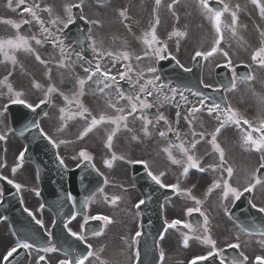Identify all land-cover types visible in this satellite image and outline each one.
Segmentation results:
<instances>
[{
	"label": "flooded vegetation",
	"instance_id": "obj_1",
	"mask_svg": "<svg viewBox=\"0 0 264 264\" xmlns=\"http://www.w3.org/2000/svg\"><path fill=\"white\" fill-rule=\"evenodd\" d=\"M37 4L39 8H34V10L37 16L44 21L43 28L48 29L47 32L43 31L41 24L30 13L24 11L25 8L34 7ZM75 5H80V7H74ZM119 5L123 7L125 15L119 18L113 17V11ZM45 8L51 9V13L43 11ZM67 8H71L73 23L69 24L67 28H64L63 24L60 23L53 25L51 21L57 18L61 21H67L69 15L66 11ZM77 9L82 10L85 22L88 24L86 31L88 54H86L87 52L83 48L79 47L81 40L80 31L83 28L74 17V10ZM135 9V17H128L127 0H109L102 4H97L91 0H25L24 4L19 5L18 0H12L11 7L9 6V0H0V40L14 39L19 33L29 38V44L32 48L30 52L24 49H6L9 56L15 57V63L6 59L4 54L0 53V101H11L16 98L24 101H49L50 111L55 110L56 112L55 118L52 117L51 119H56L57 122L59 120L65 126H62L60 130H54L53 124H49V127H52V129L46 128L44 121V129H41L42 132L45 135L48 134L54 137L56 139L54 141L58 144H71L73 152L80 153L81 151H86L91 157L90 161L99 170L105 165V154L108 153L112 158L113 156L117 157L114 160L115 162L118 161L121 171H123L121 173L123 176L122 181L112 176V160L107 161L111 163V166L109 167L107 163V167L102 170V173L109 177V180L117 186V189L118 186H123L129 181V175L124 165L129 162L125 161L123 156H130L134 159L131 163L149 162L154 168V174L157 176L163 173V176H160L162 183L174 192L173 196L164 205L167 225L176 220H179L180 224L175 228L167 227L169 230H166L163 235L160 250L167 257L165 258V264H182L183 262L181 261H186L192 257L216 253L217 240H213L215 241L214 249L210 244L204 242L206 237H210V232L216 235L217 239L221 236L222 240H224L226 236L223 230H228L227 221L225 220V213L227 211L225 210L223 213L222 204L218 199V197L222 199V196L217 193L222 184L216 182V179L220 176L219 168L222 167V163L219 153L215 151L211 140L216 129L220 127V122L226 119L225 113L228 107L236 111L239 118L243 121L246 120L245 118L253 116L255 110L254 105L250 101L247 107V101H230L229 98L225 107L219 104L220 110L209 114L208 109L218 103L205 100L174 101L166 97L147 100L140 97L142 101H146L152 107L143 109L141 112L139 110V101H136L138 111L128 116L126 121L127 128L121 124L120 129L116 131V134L112 138L111 148L108 147V136L116 128L113 124H99L92 131L83 135L93 117L98 119L97 116L104 115L106 118H115L118 115H127L131 109L129 102L126 101L127 99L115 98L112 104H115L116 107H110L109 112L104 114L99 113L93 116L91 113L89 115V112L81 111V108L78 106V104L83 105L81 95H79L81 90L79 85L80 74L87 79L95 71V66L99 64L101 72H107L109 76H115L116 79L125 81L137 89L140 88L143 81L138 77L137 72L139 71L135 69L134 64L137 67L141 64L142 68L144 67L143 73H150L148 72V68L153 67V62L159 59L153 60L148 55L145 56V54L134 55L135 51H132V48L136 44L128 43V31L137 32L145 38L144 30L149 28L148 26L151 22L150 18L143 17L138 8ZM25 20L30 21V23L24 24ZM5 21H10V23H6ZM16 24L20 25L19 29L13 26ZM157 29L158 31L161 29L163 31L168 30L165 28V25L160 26L159 23L157 24ZM32 36L41 40V43L37 44L35 40L31 39ZM169 38L170 35L168 34L167 40L165 39L162 42L156 43L152 48L166 47ZM60 41H63V43H60ZM93 47L96 49L95 52L93 51ZM62 48L64 49L63 52L61 51ZM125 51L129 53L130 59H135L133 61L134 64L132 60H124L122 58L120 54ZM150 51L149 49L147 52ZM109 52L113 55H107ZM77 53L83 56V58L88 56V64L85 65ZM174 55L169 47L166 48L163 54L164 57H174ZM37 56L40 57L39 60H37ZM137 56H141L143 59L137 60ZM61 64L65 66L61 67ZM128 65H131V72H127ZM85 68H88L89 72H85ZM133 71H136V73L134 74ZM126 72L127 76L121 79V73ZM139 73H142V71ZM91 80L98 87V92L94 91L92 93L96 97L105 93L110 94L111 87L104 88L103 83H98L105 80V77L101 76L100 73L93 75ZM107 82L110 85L113 83L111 80ZM8 85H11L13 89L12 93H9ZM36 85H39V87ZM49 87L55 88V91L49 93ZM100 88H104V92H100ZM14 93H21L22 95L16 97ZM65 97L68 99L66 100ZM96 100L98 101L99 98ZM65 107H69L66 109L67 113L61 111ZM120 107L125 109L124 113L116 111V108ZM193 107L199 108L200 111L196 112L194 116H189V111ZM178 113L179 115H177ZM160 115H163L165 119L158 120ZM141 116H146L151 121L147 125L146 131L145 121L139 118ZM84 122L87 125L81 127L80 123ZM249 124H246L248 130L245 131L239 125L228 123L216 135V143L219 146L233 147L232 155L234 160L239 157L241 159L249 158L247 151L249 145L244 144L243 138L247 133H251L253 138H255L254 135L256 134V132L252 131V128L255 127L252 124L249 127ZM105 126L110 129H106ZM235 126L238 127L242 135L235 130ZM161 132L164 133V136L160 135ZM193 133H196V135L193 136ZM82 135L83 138L81 139ZM177 136H179V139ZM69 138H72L71 142ZM193 143H195L194 149L192 148ZM180 144H183L185 148L191 149L189 155H193L199 165L198 168H189L187 175L184 174V168L187 166L186 156L179 148L174 147ZM12 145L16 147L18 144L13 141ZM165 149H169L172 158L181 161V163L174 164ZM18 151L19 147L15 151L10 145L7 146V153L4 156V167L0 176L6 178L7 181L12 180L14 184L21 185L20 190L17 192L21 199L30 207L31 201H33L31 189L32 170L26 164L18 162ZM229 158L230 154L224 155L227 166L225 169L222 167V169L225 172H227L226 169L229 167ZM218 161L220 162L217 164ZM234 164L236 165L238 162L234 161ZM14 168L16 169L15 173H13ZM200 169H203V171ZM237 169L235 167V170H233L232 177L236 175ZM226 180L230 184V178L226 177ZM215 183H220L221 186L213 188ZM173 185L178 190L173 189L171 187ZM210 188L212 189L211 192H209ZM110 190L111 188H109ZM121 191L124 192L127 189L123 188ZM113 196L114 198L119 197L116 200L117 203H120L119 209L117 208V204L112 202L114 198L106 195V193L99 194L93 202V209L87 211L86 215L72 221L68 225L67 230L70 233L76 232L81 234L86 220L88 222L92 220V217L99 215L111 218L110 228H112L116 224V221H120L123 217L121 208L128 201L126 193H122V195L115 194ZM197 200L200 201V204H196ZM108 207H113L115 210L111 212ZM190 208H199L204 213V216L208 218L207 225L204 224V216H201L199 212L194 211L189 215L188 209ZM34 212L37 219L39 215L36 211ZM49 222L50 219L43 221L45 228L49 226ZM3 223L0 221V247L8 249L13 245V240L6 223ZM102 223L103 229L105 224L106 228L108 227V223H105L103 220ZM184 224H191L193 228L199 229V231L190 232L189 229L183 226ZM205 227L208 229L207 232L204 231ZM97 236L92 235L86 238V243L88 246L91 245V249L92 247L96 248L97 243L98 248H100V238ZM97 239H99V242H97ZM185 240H187L186 245ZM250 251L254 255V248H250ZM179 255L184 256V258H179ZM63 260L66 259H56V257L52 259V257L48 258L45 255V260L36 258L29 264H40L41 261H44V264H57Z\"/></svg>",
	"mask_w": 264,
	"mask_h": 264
},
{
	"label": "snow or ice",
	"instance_id": "obj_2",
	"mask_svg": "<svg viewBox=\"0 0 264 264\" xmlns=\"http://www.w3.org/2000/svg\"><path fill=\"white\" fill-rule=\"evenodd\" d=\"M201 2V6L208 12L210 13V16H209V19L213 21V25H214V28H215V31L216 33L218 34V38L216 39L215 41V46H213L211 48L210 51L206 52V53H203V52H200V51H197L195 53V56L196 57H201V56H204L205 58L207 57H211L214 53L217 52L218 50V45L221 43V40L223 39V36L221 34V16H222V12L221 11H213L212 9H210L208 7V2L207 0H200ZM25 3V0H18V5L19 4H24ZM161 3V0H156V4L157 6H159ZM252 3L255 4L259 9H260V14L261 16H264V5H262L260 3V0H252ZM11 4H12V0H9V6L11 7ZM74 7H80V5H75ZM172 6L169 5V8H171ZM34 8H39V5H35L34 7H27L24 9V11L28 12L31 14V16L36 19L37 22H39L41 24V27L43 29L44 32H47L48 29L46 28H43V24H44V21L39 17L37 16V13L36 11L34 10ZM43 11L45 12H49L51 13V9H48V8H45L43 9ZM67 13L69 14L68 15V19L67 21H61L59 20V18L57 19H54L51 21V23L53 25H57L58 23L60 24H63V27L64 28H67L69 24L73 23V20L71 18V8H67L66 9ZM224 12H227L228 11V8L227 6H225V8L223 9ZM125 14L123 12H121V16H124ZM127 18V17H125ZM6 23H10V21H5ZM30 21L28 20H25L24 21V24H29ZM156 23L158 24L159 23V20L157 19ZM236 23H237V16H236V13L235 12H232V32H233V35H235V26H236ZM15 28L19 29L20 25L16 24V25H13ZM176 35H181V33H176ZM150 37V39H149ZM31 39L35 40L37 44H40L41 43V40L37 39L35 36H32ZM45 39H47V37H45ZM60 43H63V41H60ZM144 43L145 45L148 46V48L154 52L155 56L159 59H164V56L161 55V51H163V49H160V48H155L153 49L152 46L153 44H156V43H159L157 37H156V34H155V27L152 28V30L149 32V33H146L145 34V38H144ZM6 49H13V50H19V49H24L25 51H32V48L29 44V38L23 36V35H20L19 33L17 34V36L14 38V39H7V40H0V53L4 54L5 58L6 59H9L11 60L13 63H15V57L14 56H9ZM61 51L63 52L64 49L62 48ZM93 51L95 52L96 49L95 47H93ZM149 53L146 51L145 52V56H147ZM77 55L79 56V58L81 60H83V56H80L79 53H77ZM107 55L111 56L113 55L111 52L107 53ZM122 56V58L124 60H129L130 59V55L128 52H122L120 54ZM225 56L228 55L227 52L224 53ZM37 60L40 59L39 56L36 57ZM137 60H140V59H143V57L141 56H137L136 57ZM253 61H258L259 64L264 67V47H261L258 51H256L252 57ZM43 63V61H41ZM90 63V62H89ZM229 64H231V61H228ZM61 67H64L65 65L61 64L60 65ZM85 72H89V69L88 68H85L84 69ZM132 71V68H131V65H128L127 66V72H131ZM185 71H190V69H185ZM127 72L126 73H121V76L120 78L121 79H124L126 76H127ZM148 72L150 73H155L156 72V69L154 67H150L148 68ZM96 73H100L101 76L105 77V80L103 81H99L98 83H103L104 84V88H109L111 87V85L107 82L108 80H111L113 82L116 81V77L115 76H109V74L107 72H101V68H100V65L97 64L95 66V71L91 73V75H89V77L87 79L91 80L92 79V76L95 75ZM156 79H159V77H156ZM246 79H251V77H246ZM86 81L81 79L79 80V85H80V92H79V95H83L84 92H83V86L85 85ZM148 84H152L153 81L152 80H149L147 81ZM37 87H39V85H36ZM233 87H235V84L233 83ZM104 88H100L99 91L100 92H104ZM8 91L9 93H12L13 92V89L11 87V85H8ZM55 91V88L53 87H49L48 89V92L49 93H52ZM140 92H146L148 96H151L152 95V92L149 91L147 89L146 86L144 85H141L140 86V89H139ZM173 92H175V89L172 90ZM14 95L16 97H19L20 95H22L21 93H14ZM119 98L120 99H127L128 102H129V105H130V111L128 112L127 115H118L117 117L115 118H106L104 115H101L99 117V119H96L95 117H93L90 121V124L89 126L86 128L85 132L83 133V135H86L88 132L92 131L93 128H95L97 125L99 124H102V123H110V124H113L116 126L115 130L108 136V147L111 148V142H112V138L113 136L116 134V131H118L120 129V126L121 124L124 125L125 128H127V119H128V116H131L133 114H135L137 111H138V105L136 103V101H139V110L142 112L143 109H147V108H151L152 105L147 103L146 101H142L140 99V96L139 95H136L135 97L133 96H127L125 97L123 93H119ZM65 99L67 100L68 98L65 97ZM174 99V97H173ZM47 101H44L42 100L41 103H46ZM11 103L13 104H25L26 107H29V108H32L33 111H35V108L32 107V105L30 104H27L24 100L22 99H19V98H16V99H12L11 100ZM78 106L80 108L83 109V105H80L78 104ZM110 107H116L115 104H109ZM37 107H39V105H37ZM220 110V105L219 104H216L214 105L213 107L209 108L208 109V112L209 114H212L214 111H218ZM61 111H64L63 109ZM83 111H87V109H83ZM116 111L118 113H124L125 109L123 107H120V108H116ZM200 111L199 108H196V107H193L192 109H190L189 111V116H194V114L196 112ZM82 114V113H81ZM90 115V113H89ZM179 115V113L177 114ZM226 119L225 120H222L220 122V127H218L216 129V132L215 134H213L212 136V140H211V143L213 144V147L215 149V151H217L219 153V156H220V160H221V163H224V152L223 150L220 148V146L216 143V135H218L220 133V130L221 128H223L225 126V124H228V123H234L236 125H239L241 123V118H239L238 116V113L236 111H234L233 109H231L230 107L227 108L226 110ZM141 119H143L145 121V131L147 130V125L151 123V121H149L147 119L146 116H141L139 117ZM165 119L163 117V115H160L158 117V120H163ZM187 119V117H186ZM245 124H249V122L247 120H244L243 121ZM36 127H39V125H36ZM249 127H251V125L249 124ZM171 130V129H170ZM252 131L253 132H260L261 135L258 139H255L253 138L252 134L251 133H247L245 134L244 138H243V142L245 145H249L251 146L255 151H264V121H261L260 123V126L258 128H252ZM41 135H44L45 139L48 140V142L50 144L53 145V147H56V142L54 140H52L50 137H48L47 135H45L43 132H41ZM83 135L80 137L81 139L83 138ZM161 136H164V133L161 132L160 133ZM196 133H193V136H195ZM135 138V137H134ZM177 138L179 139V136H177ZM5 137L3 135H0V140H4ZM198 142V141H197ZM61 143H63V141H61ZM174 147H177L179 148V150L186 156V159H187V166L184 168V174L187 175L188 173V170L189 168H198L199 165L197 164L195 158L193 155H189V152L191 151V149L189 148H185L183 146V144H180V145H175ZM192 148L194 149L195 148V143L192 144ZM166 152L169 153V157L172 158L171 156V152L169 151V149H165ZM80 156L83 157L85 160H91V157L88 155V153L86 151H81L80 152ZM24 158V152H21L20 154V157L19 159L20 160H23ZM113 159H117V157L113 156ZM122 159V157H121ZM61 164H63V160L60 161ZM172 162L174 164H179L181 163V161L179 160H176L174 158H172ZM108 163V166L110 167L111 166V163L110 162H106ZM145 167H147V164H145ZM260 168H264V163H262L260 165ZM201 171H203V169H200ZM16 169L14 168L13 169V173H15ZM227 173H228V177L231 178L232 174H233V169L231 167H228L226 169ZM148 175L151 177V179L157 184L159 185L161 188H164L166 187L165 184L162 183L161 181V178L160 176H163V173L160 174V176H157V175H154L152 174L151 172L148 173ZM2 178V177H0ZM6 179V178H4ZM253 180L255 181V183L253 184H250L248 187H245L243 189L244 192H252L254 187L257 185V184H260L262 181L259 177H256V176H253ZM8 183L9 184H13V186L16 188L17 191L20 190L21 188V185L20 184H14V182L12 180H8ZM221 185L220 183H215L213 185V188H219ZM173 189L175 190H178L177 187L175 185L171 186ZM102 191V190H101ZM212 189L210 188L209 189V192H211ZM37 195H39V192L36 193ZM229 194L232 195V197H234L235 200H239L241 195L243 194L240 190L236 189V188H233L227 181H224L223 183V197L224 199H227ZM119 197H116L113 199V203L116 202V200H118ZM144 204V201L141 200L139 201L138 204L135 205L136 208H140L141 205ZM196 204H200V201L197 200L196 201ZM43 207V206H41ZM253 207H256L255 205H253ZM25 211L28 213L29 216H33V213L31 211H29L27 208L25 209ZM199 212L201 216H204V213L200 211L199 208H190L188 209V214L191 215L192 212ZM258 211L260 212H264V208H259ZM33 218H35L33 216ZM92 219L94 220H103L105 223H111V220L107 217V216H95V217H92ZM87 222V220H86ZM36 223L39 224L41 227H43V222L40 221V220H36ZM208 223V218L207 216H204V224L207 225ZM178 224H180V221L179 220H176V221H173L171 224H169L168 226L170 228H175ZM185 228L189 229L190 232L192 231H195V232H198L199 229H195L193 228V226L191 224H184L183 225ZM67 227V226H66ZM204 231L207 232L208 229L207 227L204 228ZM72 236H74L77 240H80V241H84L85 240V237L82 236V235H79L78 233L76 232H71L70 233ZM95 235H100L99 232H96L94 233ZM141 235L140 232H137L136 233V237L138 238L139 236ZM262 235H264V233H262ZM136 241H134L135 243ZM205 243L207 244H210L212 246V248L214 249L215 248V241H213L210 237H206L205 238ZM187 244V240H185V245ZM32 244L27 242V241H17V244L15 247H12L10 251L7 252V254L3 257V259L5 261H8L9 257H12L14 253L17 252L18 249H31L32 248ZM89 247H91V245H89ZM229 247H232V248H238L239 245L238 244H231L229 245ZM44 252H54L56 251V249L54 247L52 248H43L42 249ZM213 255H219V253H212ZM89 255H91V253H89ZM139 255V253H137V256ZM242 255V254H241ZM163 258V253L161 252V259ZM208 257H203L202 259H207ZM41 260L44 259L43 256L40 257ZM245 259H247L245 257ZM257 260L259 261V264H264V259H262L261 257H257ZM60 264H70V261L68 260H63L60 262ZM76 264H85V259H81V258H78L77 259V262ZM221 264H223V261H221ZM232 264H241V262L237 259H233L232 261Z\"/></svg>",
	"mask_w": 264,
	"mask_h": 264
},
{
	"label": "rangeland",
	"instance_id": "obj_3",
	"mask_svg": "<svg viewBox=\"0 0 264 264\" xmlns=\"http://www.w3.org/2000/svg\"><path fill=\"white\" fill-rule=\"evenodd\" d=\"M200 1V0H199ZM223 1L227 7H228V11L222 15L223 21H222V25H221V33L226 34L227 39L230 37H233V41L230 42H226L225 39L221 40L220 45L222 44V49H221V54L224 55L225 52L229 54H231V52H233L234 54L237 53H246L247 50L250 48V46L255 48V52L258 51L261 47H264V16H261L260 14V9L252 3V0H221ZM201 3V2H200ZM260 3L262 5H264V0H260ZM194 5L196 11H198V7H199V2L198 0H184L182 5L184 9H188L192 6L190 5ZM131 7V6H129ZM242 8V12L244 13H250V17L252 18L254 24L252 26L253 29V35H254V42L251 41L253 38L250 34H246L248 31H245V29L247 28V24L248 25H252L249 24L248 22L242 21L241 19H243L242 13L236 9ZM232 12L236 13V16L238 18L236 26H235V35H233L232 32ZM133 11L130 9L128 10V15L129 17H133L132 16ZM206 16H210V13H208L206 10L204 11ZM226 24V25H225ZM178 25V23H177ZM187 27V28H186ZM186 27H174L173 28V33L174 36L170 37L167 41V46L166 47H161L160 49H163V51H161V55H163L165 53V50L167 47H169L171 49V51H173V53L178 57H185L184 61L185 63L188 62V57L192 55V53H195L196 51H201L203 50L201 44H202V40H206V39H211V42H207L208 46H214L215 44V38L212 36L214 34L213 32V28L212 25H205L203 26V31H199V32H195V31H190L188 29V26L186 25ZM192 29L195 28L194 25L191 26ZM177 29V33H181V35H176L175 31ZM188 29V31H187ZM242 32L241 36L239 35V33ZM207 34V37H206ZM200 36H203L202 38ZM236 36V37H235ZM251 36V37H250ZM201 39H200V38ZM157 38H159L157 36ZM113 39H115V37H113ZM150 39V38H149ZM159 48V47H158ZM202 48V49H201ZM132 51L134 52V55L139 54V52L134 48H132ZM131 50V49H130ZM148 56L151 59H156L157 57L155 56V54L153 53V51L148 52ZM219 49H218V53L216 54L217 56L219 55ZM132 60V59H130ZM135 59L132 60V63L134 64ZM134 67H136L135 69L137 71H142V73H137L139 75V77L142 79L143 81V77H144V73H143V68L142 65L140 64V66H136L134 64ZM261 67L259 66H255L256 69V82L260 83L261 87L256 84L255 85V90L257 92L262 90V87L264 88V79H260L261 77ZM83 79L86 81L84 87H83V92L84 94L81 96V101L83 102V109H87L86 112H89L91 114L96 115L99 113H106L109 112L110 106L109 104L113 103L115 96L114 95H110V94H101L100 96H95L94 94H92L94 91L98 92V87L95 84V82L93 80H89L86 79L83 75L80 74V80ZM143 85V84H142ZM167 92V91H165ZM176 97H187V94L185 95L184 92H176ZM99 98V100L97 101L96 99ZM243 98L245 99V101H264V94H256L254 96H243ZM237 100V97L234 99L233 97V101ZM7 102L10 101H0V113H1V117H0V133L1 135H3L5 137V141H6V151H7V146L10 145L15 151L17 150V146L14 147L13 141H15V138L13 137V135L11 134L10 130H9V126L8 123L6 122V112L3 109V105H5ZM26 103H30V101H25ZM55 105V104H54ZM69 107H65L64 108V113H67L66 109H68ZM83 109L81 108V111H83ZM55 110L50 111L49 114L47 115V119L45 120V126L46 128H50L52 129V127H49V124H53V129L54 130H60L62 128V126H65V124L63 122L60 121H56V119H51L52 117L55 118ZM262 115L264 116V112L262 113ZM87 123H80V126H86ZM69 141H72V138H69ZM61 150H62V156H63V161L65 164H67L68 166L73 165L75 162H77V157L75 156V154L73 153V150L71 148V144H60ZM223 152H226L227 150L230 149V146L228 148H223L220 147ZM233 150V149H232ZM254 168H256L259 164L264 163V151H256L255 155H254ZM247 161V158H246ZM234 163V161H233ZM112 176L118 180H123V176L121 175V173H123V171H121V166L119 164H117V162H113L112 165ZM124 186V185H123ZM32 195H33V201H31V207H35V211L38 213V219L40 221H44L45 217L47 216L44 211L41 209L40 205L39 206H35L39 203V200L37 199V197L35 195L36 191H38L37 185H35V182H33V178H32ZM254 192H255V197H254V202L256 205L261 206L262 208H264V184H257L254 187ZM130 205V203H129ZM130 206H128L125 209V212L128 214V224L126 227V233H130L131 230L135 229L134 227V217L130 216ZM109 208V207H108ZM111 210V212H113L115 210V208H109ZM45 216V217H44ZM109 238L111 239L112 242L119 243L120 246H122L123 241L125 239V232H122V234L118 233H110L109 234ZM210 238L212 239L211 235ZM230 239L226 240L229 241ZM248 246V244H247ZM248 251V250H247ZM254 251L257 253V255H261L264 257V239H257L255 242V246H254ZM46 254L48 255H52V252L49 251ZM179 258H184V256L179 255ZM91 263V260L88 261L87 264ZM111 264H116L115 261H112ZM245 264H249V262H246Z\"/></svg>",
	"mask_w": 264,
	"mask_h": 264
},
{
	"label": "water",
	"instance_id": "obj_4",
	"mask_svg": "<svg viewBox=\"0 0 264 264\" xmlns=\"http://www.w3.org/2000/svg\"><path fill=\"white\" fill-rule=\"evenodd\" d=\"M191 88H194L199 93H203L201 88H196V87H191ZM203 94H206V93H203ZM10 110H11L10 113H11V120H12L13 127L16 129L18 134L21 135L25 140L33 143L36 139V136L33 134V132L35 130V126L33 124L31 126L28 123V121H30L28 118V115H27L28 112L22 107V105L11 106ZM31 114L33 117H31L30 114H29V116L32 118V120L33 119L35 120V118H36V115H34L35 113H31ZM32 143L30 144L29 154L33 158H35L36 157V154H35L36 151L33 150L32 146H31ZM82 208H83V205L77 207L75 209L74 213L82 211Z\"/></svg>",
	"mask_w": 264,
	"mask_h": 264
}]
</instances>
